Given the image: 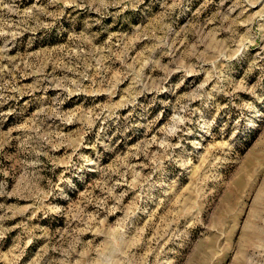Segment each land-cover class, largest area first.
<instances>
[{
  "label": "rangeland",
  "instance_id": "1",
  "mask_svg": "<svg viewBox=\"0 0 264 264\" xmlns=\"http://www.w3.org/2000/svg\"><path fill=\"white\" fill-rule=\"evenodd\" d=\"M0 264H264V0H0Z\"/></svg>",
  "mask_w": 264,
  "mask_h": 264
}]
</instances>
